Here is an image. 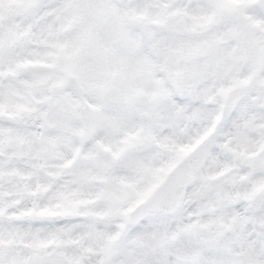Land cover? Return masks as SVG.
<instances>
[{"label": "snow or ice", "instance_id": "obj_1", "mask_svg": "<svg viewBox=\"0 0 264 264\" xmlns=\"http://www.w3.org/2000/svg\"><path fill=\"white\" fill-rule=\"evenodd\" d=\"M0 264H264V0H0Z\"/></svg>", "mask_w": 264, "mask_h": 264}]
</instances>
